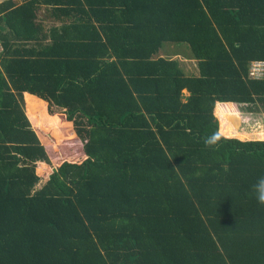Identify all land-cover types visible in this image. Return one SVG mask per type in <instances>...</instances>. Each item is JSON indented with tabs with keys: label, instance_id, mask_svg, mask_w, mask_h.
I'll return each mask as SVG.
<instances>
[{
	"label": "trees",
	"instance_id": "obj_1",
	"mask_svg": "<svg viewBox=\"0 0 264 264\" xmlns=\"http://www.w3.org/2000/svg\"><path fill=\"white\" fill-rule=\"evenodd\" d=\"M0 42V264H264L217 118L264 114V0H5Z\"/></svg>",
	"mask_w": 264,
	"mask_h": 264
},
{
	"label": "rangeland",
	"instance_id": "obj_2",
	"mask_svg": "<svg viewBox=\"0 0 264 264\" xmlns=\"http://www.w3.org/2000/svg\"><path fill=\"white\" fill-rule=\"evenodd\" d=\"M182 64L187 71L197 74L196 70H193L194 61L184 60ZM184 92L187 94L186 90ZM230 107L229 110L231 111H226L225 108L221 107L218 109L217 118L221 134H227L222 129L225 127L233 137L243 140H264V114H245L237 107Z\"/></svg>",
	"mask_w": 264,
	"mask_h": 264
},
{
	"label": "clouds",
	"instance_id": "obj_3",
	"mask_svg": "<svg viewBox=\"0 0 264 264\" xmlns=\"http://www.w3.org/2000/svg\"><path fill=\"white\" fill-rule=\"evenodd\" d=\"M206 143H214V140L209 138ZM252 191L256 200L259 203L264 204V175L257 177L255 183L252 185Z\"/></svg>",
	"mask_w": 264,
	"mask_h": 264
},
{
	"label": "built area",
	"instance_id": "obj_4",
	"mask_svg": "<svg viewBox=\"0 0 264 264\" xmlns=\"http://www.w3.org/2000/svg\"><path fill=\"white\" fill-rule=\"evenodd\" d=\"M3 45L0 42V53L3 52ZM264 72V63L263 62H254L251 66V76L254 78H259Z\"/></svg>",
	"mask_w": 264,
	"mask_h": 264
},
{
	"label": "crops",
	"instance_id": "obj_5",
	"mask_svg": "<svg viewBox=\"0 0 264 264\" xmlns=\"http://www.w3.org/2000/svg\"><path fill=\"white\" fill-rule=\"evenodd\" d=\"M3 1H5V0H0V3L3 2ZM17 1L21 2L22 0H17Z\"/></svg>",
	"mask_w": 264,
	"mask_h": 264
}]
</instances>
